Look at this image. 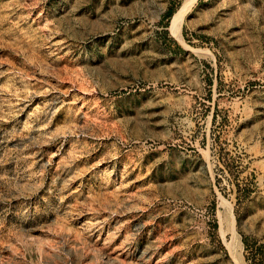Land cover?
Wrapping results in <instances>:
<instances>
[{"label":"rangeland","instance_id":"374dc122","mask_svg":"<svg viewBox=\"0 0 264 264\" xmlns=\"http://www.w3.org/2000/svg\"><path fill=\"white\" fill-rule=\"evenodd\" d=\"M185 2L0 0V264H264V0Z\"/></svg>","mask_w":264,"mask_h":264},{"label":"bare ground","instance_id":"6f19581e","mask_svg":"<svg viewBox=\"0 0 264 264\" xmlns=\"http://www.w3.org/2000/svg\"><path fill=\"white\" fill-rule=\"evenodd\" d=\"M195 1L196 0H186L185 4L182 6V8L174 15L173 21H172V29H173V32H174L175 35H179L180 34V29H181V26H182V23H183V18H184L185 14H186V10H184V8H187L190 4L194 3ZM231 207L232 206L230 204H227V203H223L222 202V204H221V209H225V211L229 213L231 227H230V229H227L224 232L221 231V227H222V223H223V219H224V218L223 219L221 218V220L219 222V227H220L219 237H220L221 242L223 243L224 248L229 253L230 257L233 258L232 260H234L235 259L234 258L235 255H237L236 258L239 259V264H243L242 259H241V255H240L241 244H240V240H239V237H238V234H237V230L234 228V221H233L234 218L232 217ZM227 234L230 235L229 241L225 240V236ZM234 249H236V252H235ZM233 250H234V253H233Z\"/></svg>","mask_w":264,"mask_h":264},{"label":"water","instance_id":"95a60500","mask_svg":"<svg viewBox=\"0 0 264 264\" xmlns=\"http://www.w3.org/2000/svg\"><path fill=\"white\" fill-rule=\"evenodd\" d=\"M224 227H225V226H224ZM224 227H223V228H224ZM224 229H225V228H224Z\"/></svg>","mask_w":264,"mask_h":264}]
</instances>
